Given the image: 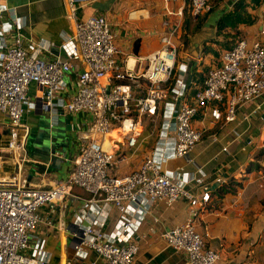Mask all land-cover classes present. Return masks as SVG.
Masks as SVG:
<instances>
[{"label":"built area","instance_id":"built-area-1","mask_svg":"<svg viewBox=\"0 0 264 264\" xmlns=\"http://www.w3.org/2000/svg\"><path fill=\"white\" fill-rule=\"evenodd\" d=\"M92 1L63 0L72 30L61 39L51 59L41 57L48 52V43L22 36L15 18H11L16 29L13 42L5 44L3 31L10 24L2 21L6 8L0 7V113L6 118V137L0 142V264L46 263L49 256L44 240L33 231L41 222L49 225L50 220L41 219L39 208L51 210L65 197L80 199L72 194L73 187L88 195L69 220L75 258L92 252L106 264H134L138 246L130 239L153 202L170 205L182 199L187 204L188 217L160 231V237L166 247L184 251L187 264H216L218 252L204 244L195 227L199 211L210 200L206 172L201 166L185 170L184 164L164 170L161 163L183 159L185 164H193L188 155L203 134V127L193 123L198 112L201 117L208 113L211 123L220 119L245 122L248 115L256 114L260 102L255 101L264 95V46L258 40L237 39L221 52L219 64L207 69L202 85L188 93L186 66L176 64L172 31L160 38L158 50L146 56L145 67L134 72L125 61L118 62L115 36L103 15L77 17V10ZM168 1L160 0L163 6ZM184 1L192 16L206 11L209 2ZM164 10L166 15H180V11H170L166 6ZM73 63L80 64V68L74 76L73 92L64 97L65 78ZM139 80L145 84L144 91L134 93ZM31 84L38 88L33 101L27 94ZM253 102L248 113L237 120V111ZM27 107L50 118L60 110H84L92 116L71 172L65 180L47 188L30 185L23 170L28 162L25 142L29 129L21 119ZM157 110L163 118V129L153 151L143 157L137 168L115 174L113 170L125 156L107 145L121 143L122 139L125 147L133 148L142 131V118ZM170 128L174 135L168 138L166 131ZM113 131L118 138L109 135ZM231 134L240 135L235 130ZM211 141H216L214 135ZM220 150L226 151V147ZM214 180L222 184L220 178ZM111 209L119 215L105 232ZM149 231L155 230L152 227Z\"/></svg>","mask_w":264,"mask_h":264},{"label":"crops","instance_id":"crops-1","mask_svg":"<svg viewBox=\"0 0 264 264\" xmlns=\"http://www.w3.org/2000/svg\"><path fill=\"white\" fill-rule=\"evenodd\" d=\"M234 1L210 0L206 11L192 16L184 0H169L164 5L170 11H180V15H166L160 0H94L79 8L77 17L84 19L89 15H103L115 36L118 62L122 64L125 61L134 72L145 67L146 56L158 50L161 47L160 38L172 31L176 64L186 66V81L191 88H197L206 70L219 64L223 48L214 41L221 42L223 36L216 34L215 25L218 18L231 9ZM0 7L6 8L2 21L10 24L3 31V40L8 46L12 44L16 31L11 18L18 22V31L22 36L48 43V52L41 55L44 59H51L57 54L61 39L71 33L73 24L67 18L63 0H0ZM244 11L251 22L227 27L225 31L236 32V37L249 41L258 40L264 46V33H261L264 30V0L256 6L246 0ZM79 68L80 64H72L65 78L64 97H69L73 92V80ZM144 87V82L139 80L134 86V93L143 92ZM37 89L33 84L29 86L27 94L30 101L34 100L33 94ZM255 102H260V109L256 114L248 115L245 122H224L220 119L211 123L208 113L201 117L198 112L193 123L199 128L203 127V134L188 155L193 164H185L183 159H169L161 163L164 170H171L178 164H184L185 170L201 166L211 190L219 185L215 183V178H220L222 184L229 183L233 189L220 195L211 194L207 207L200 210L195 219L196 230L204 244L218 252L216 264H264V157L258 160V169L247 170V165L255 160L264 144V95ZM255 102L245 103L237 111V120L247 114ZM157 112L160 115L157 137L141 131L133 148L125 147L122 139L119 140L121 143L107 145L108 149L125 156L113 170L115 174L123 175L137 168L143 157L153 151L157 141L155 138L158 139L163 129V118L160 111ZM43 117L38 109L29 107L22 115L21 120L29 129L25 142L28 162L23 170L30 185L47 188L54 182L65 180L71 172L73 159L84 141L82 137L91 126L92 116L84 110H60L49 121ZM48 122L57 128L61 148L46 157L35 148L34 142L38 126ZM231 130L240 135L234 137ZM166 135L172 137L173 130H167ZM212 135L216 138L215 142L211 141ZM5 137L6 118L0 113V142ZM221 147H226V151H221ZM170 150L168 148L166 151ZM155 153L158 155L159 150H155ZM235 183L239 185L234 186ZM71 192L80 199L65 197L51 210L46 206L39 208L41 219L50 220L49 225L41 222L33 231L36 237L44 240V250L49 256L45 264H67V260H70L69 264H106L103 258L92 252H87L83 258L73 256L69 220L88 195L78 187H73ZM118 215L115 209L110 210L104 225L105 232L113 227ZM154 217L156 222L153 221ZM187 217V204L182 199L170 205L154 201L130 239L138 246L134 264H187V254L166 247L159 235L163 229L182 223ZM152 227L154 232L149 231Z\"/></svg>","mask_w":264,"mask_h":264},{"label":"trees","instance_id":"trees-1","mask_svg":"<svg viewBox=\"0 0 264 264\" xmlns=\"http://www.w3.org/2000/svg\"><path fill=\"white\" fill-rule=\"evenodd\" d=\"M248 1L251 2V4L253 6H256L260 3L261 0H248ZM231 5H232L231 9L228 10L227 12H225L224 14H222L218 18L216 25H215L216 34H221L223 36V40L221 42H218V41H214V42H217L223 48V50L230 48L235 43V41L237 39H239V37H236V35H237L236 32H232V33L226 32L225 31L226 28L235 26L239 23L248 24L251 22V19L249 18V16L244 11L245 6H246V0H235ZM134 49H135V46H134ZM172 79H171V81H172ZM203 79H204V76H203ZM201 85H202V83H201ZM200 86H198V87H200ZM186 87H187L188 93L189 92L192 93L196 89V88H191V86L188 82H187ZM263 133H264V125H263ZM262 157H264V144L258 150V152L255 156V160L250 161L249 164L247 165V170H249L251 168L258 169L260 167V165L258 164V160H260ZM238 185H239V183L234 184V186H238ZM232 190L233 189L230 188L229 183L226 185L220 184L211 190L210 195L213 193L220 195L224 192L232 191Z\"/></svg>","mask_w":264,"mask_h":264},{"label":"water","instance_id":"water-1","mask_svg":"<svg viewBox=\"0 0 264 264\" xmlns=\"http://www.w3.org/2000/svg\"><path fill=\"white\" fill-rule=\"evenodd\" d=\"M42 115H44L43 119L46 121H49L51 119L47 114L43 112ZM38 128L42 130V138L40 142H38L39 146L35 148L43 152L46 157L52 156L54 151H57L59 148H61V144L57 135V128L50 122L42 124L38 126Z\"/></svg>","mask_w":264,"mask_h":264},{"label":"rangeland","instance_id":"rangeland-1","mask_svg":"<svg viewBox=\"0 0 264 264\" xmlns=\"http://www.w3.org/2000/svg\"><path fill=\"white\" fill-rule=\"evenodd\" d=\"M210 3V0L208 2V4ZM159 112L155 111L153 113H149L147 115H145L142 118V132L144 131L145 135H153L155 136L157 134V129H158V125L160 122V115L158 114ZM36 134H37V138L35 139L34 145L39 146L38 142H40L41 138H42V130L41 129H37L36 130ZM111 136L116 137L115 132H111L110 133ZM157 137V135L155 136ZM117 138V137H116ZM155 140H157V138H155ZM4 170H8V166L4 165L3 167Z\"/></svg>","mask_w":264,"mask_h":264},{"label":"bare ground","instance_id":"bare-ground-1","mask_svg":"<svg viewBox=\"0 0 264 264\" xmlns=\"http://www.w3.org/2000/svg\"><path fill=\"white\" fill-rule=\"evenodd\" d=\"M111 133V132H110ZM110 133H109V135H110ZM117 137V136H116Z\"/></svg>","mask_w":264,"mask_h":264}]
</instances>
